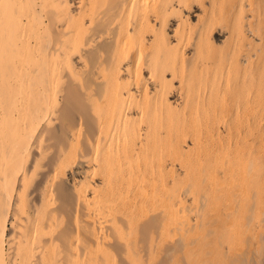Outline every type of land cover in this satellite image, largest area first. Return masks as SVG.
Wrapping results in <instances>:
<instances>
[{
	"label": "bare ground",
	"instance_id": "obj_1",
	"mask_svg": "<svg viewBox=\"0 0 264 264\" xmlns=\"http://www.w3.org/2000/svg\"><path fill=\"white\" fill-rule=\"evenodd\" d=\"M121 259L264 264V0H0V264Z\"/></svg>",
	"mask_w": 264,
	"mask_h": 264
},
{
	"label": "rangeland",
	"instance_id": "obj_2",
	"mask_svg": "<svg viewBox=\"0 0 264 264\" xmlns=\"http://www.w3.org/2000/svg\"><path fill=\"white\" fill-rule=\"evenodd\" d=\"M28 58H31V57L29 56V57H27V59ZM53 150L54 149H50V151L48 153V156H46V158L43 161L42 168L39 169L40 171L37 172V173L35 172L34 173L35 175L32 176V177H31L30 174H29V177L27 176L28 178L25 180V183H24L25 186H23V188L21 189L22 190L21 191L22 194H21L20 199H18V201H17V205H18V207L21 210L25 211L28 214H29V211H30V216H32V213H33L36 205L40 201V196H39L40 193H41L40 190H42L41 188L43 187L45 173L49 169V163H50L51 157L53 155ZM31 172H32V169H31ZM67 203H69V202H67ZM20 205H21L22 208L20 207ZM67 206H69V204H67ZM30 208H32V209H30ZM9 229H10L8 231L9 233L15 234L16 232H18L17 231L18 228H16V227H13L12 228V227L9 226ZM143 239L144 240L146 239L145 235H143ZM121 260H123V259H121ZM122 262H123L122 264H125L124 260ZM162 262H163V260L162 259H159L157 261V263H155V264H161Z\"/></svg>",
	"mask_w": 264,
	"mask_h": 264
}]
</instances>
